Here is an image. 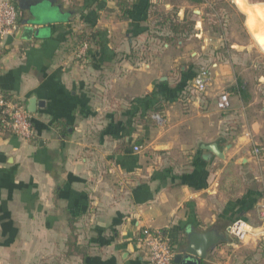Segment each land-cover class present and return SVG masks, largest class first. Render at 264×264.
<instances>
[{
    "label": "crops",
    "instance_id": "obj_1",
    "mask_svg": "<svg viewBox=\"0 0 264 264\" xmlns=\"http://www.w3.org/2000/svg\"><path fill=\"white\" fill-rule=\"evenodd\" d=\"M3 1L18 29L0 41V99L25 107L35 138L0 124V264H145L144 228L178 248L190 232L224 234L235 221L245 240L229 237L202 264H264V106L238 72L264 57L252 56L264 53V2L234 4L250 37L239 44L216 37L223 15L208 29L215 0ZM174 15L192 30L173 35ZM24 25L37 35L23 38ZM96 33L77 58V36ZM203 67L210 81L197 93ZM70 225L79 252L67 246Z\"/></svg>",
    "mask_w": 264,
    "mask_h": 264
},
{
    "label": "built area",
    "instance_id": "obj_2",
    "mask_svg": "<svg viewBox=\"0 0 264 264\" xmlns=\"http://www.w3.org/2000/svg\"><path fill=\"white\" fill-rule=\"evenodd\" d=\"M18 29V11L16 7L9 1L0 2V41L13 37ZM88 45L84 43L77 53V58L82 60L86 58ZM210 81L209 69L200 68L192 79V86L197 93H203ZM219 111H226L230 108L229 94L222 92L219 94L217 103ZM157 122L161 119L154 116ZM0 124L3 130L25 140L33 141L35 132L31 122V116L25 107L15 100L0 99ZM135 152H139V147H134ZM253 154L257 157L259 150L254 149ZM260 216L264 221V204L260 206ZM228 236L239 242H243L247 236V232L242 230V222L235 221L228 228ZM257 241L264 246V230L260 229L256 232ZM136 242L141 248L145 257V264H173V258L177 248L170 242L166 234L162 230L144 228L142 229Z\"/></svg>",
    "mask_w": 264,
    "mask_h": 264
},
{
    "label": "rangeland",
    "instance_id": "obj_3",
    "mask_svg": "<svg viewBox=\"0 0 264 264\" xmlns=\"http://www.w3.org/2000/svg\"><path fill=\"white\" fill-rule=\"evenodd\" d=\"M210 1V0H208ZM229 1V4H222V5H218L216 0L213 1V7L212 9L209 10H204V14H208V17L210 16V20L209 22L211 23V25L208 26V29L210 30H214V25L215 23H213L212 19L213 18H217L220 14L221 16L223 15V17L225 16V18H227V22L225 23V26H222V32H218L216 34V37H222V41H224L225 43H239V44H245L247 42L250 41V37L248 38L247 34L245 33V31H243V27H242V23H241V18L236 14V7H239V1L237 0H233V2L231 0H227ZM250 3H263L264 0H248ZM246 3V2H245ZM235 4V5H234ZM256 9H258V11L262 10L260 6H257ZM191 16V14L189 15V17ZM214 16V17H213ZM246 16V22L245 23H249V21L252 19L251 17H247ZM224 18V19H225ZM210 36V35H208ZM260 41V39H259ZM260 43H263V41H260ZM256 50V51H255ZM254 52L255 54H252V56L258 58V56H264V53L261 52L259 49H255ZM260 51V52H259ZM255 64H257V66H255V71L251 70V74L248 75V71H247V64L245 63V65L240 66V69H238V72H241V76L243 77V79H246L247 81L251 82V85L253 86L254 89V85L256 86V90L259 94V96H261V98L263 99L260 105L264 106V83H258L257 79H261V82L264 81V57H260V59H258L257 61H255ZM242 68L245 69V71H242ZM259 77V78H258ZM262 146L264 147V144H262ZM264 151L261 152L262 157H264ZM256 173L260 176V179L262 180L261 182L264 185V165H258ZM258 183L259 185L261 184ZM234 239V238H233Z\"/></svg>",
    "mask_w": 264,
    "mask_h": 264
},
{
    "label": "water",
    "instance_id": "obj_4",
    "mask_svg": "<svg viewBox=\"0 0 264 264\" xmlns=\"http://www.w3.org/2000/svg\"><path fill=\"white\" fill-rule=\"evenodd\" d=\"M21 27L23 38L37 35L36 30L32 27ZM207 150L223 159V154L219 153L215 145L207 147ZM229 240L228 233L221 234L215 229L203 233L190 232L185 242L176 250L173 258V264H202L205 261H212V251ZM214 261V260H213Z\"/></svg>",
    "mask_w": 264,
    "mask_h": 264
},
{
    "label": "trees",
    "instance_id": "obj_5",
    "mask_svg": "<svg viewBox=\"0 0 264 264\" xmlns=\"http://www.w3.org/2000/svg\"><path fill=\"white\" fill-rule=\"evenodd\" d=\"M203 0H195V3L197 4H200L202 3ZM217 4L218 5H222V4H228V2L224 1V0H219L217 1ZM122 9L125 8L124 5H122ZM243 16H240V18L242 19ZM169 30L171 31V33L173 35H181V34H185L187 32H190L194 26V22L190 21H186L185 22H179L178 19H177V16L174 15V16H171L169 19ZM95 37H99V34L96 33V34H90V35H86V34H80L77 36V41L80 43V44H83L84 42H89L91 43ZM70 229L73 233L72 235V238L70 240H68L67 242V246L69 248V251L72 250V248L74 249L75 252H79V247L77 246L76 244V236L74 234L75 232V228L74 226L70 225Z\"/></svg>",
    "mask_w": 264,
    "mask_h": 264
}]
</instances>
